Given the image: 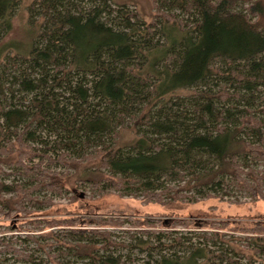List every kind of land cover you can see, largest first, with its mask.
I'll return each instance as SVG.
<instances>
[{
  "label": "trees",
  "instance_id": "trees-1",
  "mask_svg": "<svg viewBox=\"0 0 264 264\" xmlns=\"http://www.w3.org/2000/svg\"><path fill=\"white\" fill-rule=\"evenodd\" d=\"M21 1L0 0V45ZM151 1L157 14L147 25L110 0H35L31 44L18 55L15 45L0 46V209L32 216L29 204H52L35 200L37 191L62 196L73 181L162 205L236 193L264 202V104L256 103L264 101V1ZM123 132L134 138L121 142ZM5 167L17 178L4 177ZM129 221L146 238L125 246L108 230L119 219L60 220L67 227L52 235L59 246H50L49 262L124 264L119 248L156 249L151 239L165 222ZM166 224L174 243L159 246L157 264H212L237 253L212 251L230 243L220 232L227 223L189 234L175 229L189 231L192 221ZM254 226L240 231L264 255V225ZM169 248L178 253L166 255Z\"/></svg>",
  "mask_w": 264,
  "mask_h": 264
},
{
  "label": "rangeland",
  "instance_id": "rangeland-1",
  "mask_svg": "<svg viewBox=\"0 0 264 264\" xmlns=\"http://www.w3.org/2000/svg\"><path fill=\"white\" fill-rule=\"evenodd\" d=\"M35 0H22L21 6L13 19V27L9 35L0 46L15 45L11 53L18 55L24 53L25 48L32 42V21L30 20L29 9ZM264 1V0H263ZM110 5L115 9H128L140 17V20L149 25L156 16V10L151 0H110ZM34 19V17L32 18ZM264 93V89L262 90ZM189 92H181V95H188ZM256 103L264 104V101L256 100ZM256 107V106H255ZM262 109V107H261ZM134 138L133 134L123 132L121 142H129ZM53 145V143H51ZM56 167V168H55ZM53 167L56 170H62L59 165ZM4 177L10 180L17 178V174L11 169L5 167ZM73 173V172H72ZM27 180H25L26 182ZM9 182V181H8ZM86 185V184H85ZM87 187H76L74 181L70 184L68 193L57 196L45 190H39L35 193L34 199L39 202H52V204H29L31 211L35 213L32 216H17L15 211L0 209V260L7 264H26L24 261H18V253H14L12 248L34 257V263L27 264H51L47 254L59 246L58 239L53 237L54 233L65 231L66 225H57L60 220H67L82 216H104L106 218L119 219L122 225L109 228L113 238L120 244L128 246L135 244L136 238H146L133 221L130 219L153 218L164 224L158 223L157 229L162 233L159 239L152 238L151 244L154 248L152 252H141L139 249L129 251L126 248H119L118 254L124 256V264H157L159 260L160 248L174 243L173 239L168 238L169 224L166 222L172 220L192 221L191 230L178 226L175 230L178 233L201 232L208 230L213 232L212 226H221L220 223H227V229L221 230L222 240L230 242L228 245L218 244L212 251L215 256H220V250L234 248L237 253H229L228 261L215 259L212 264H264V255L255 253L250 247L252 242V233L240 231L241 228L254 229V225H264V202L253 201L246 193H236L234 196L221 198H210L203 201L187 203L185 201L176 202L169 205L149 202L143 198H132L122 196L116 192H99L93 189L90 184ZM84 193L83 199L74 200L73 196ZM187 194V193H185ZM190 195V193H189ZM79 197V196H78ZM77 197V198H78ZM52 222L53 227L48 226L46 222ZM92 228L94 224H90ZM211 229V230H210ZM237 230V231H236ZM198 231V232H197ZM253 232V231H252ZM174 236H180L175 234ZM264 242V233L260 237ZM162 245L161 247H159ZM255 247V246H254ZM158 249V250H157ZM166 255L171 256L178 253V250H163ZM220 254V255H219ZM62 262V259H61ZM67 264H80L73 258L63 260Z\"/></svg>",
  "mask_w": 264,
  "mask_h": 264
},
{
  "label": "water",
  "instance_id": "water-1",
  "mask_svg": "<svg viewBox=\"0 0 264 264\" xmlns=\"http://www.w3.org/2000/svg\"><path fill=\"white\" fill-rule=\"evenodd\" d=\"M79 198L83 199L85 196H84V193H81V194H78Z\"/></svg>",
  "mask_w": 264,
  "mask_h": 264
}]
</instances>
